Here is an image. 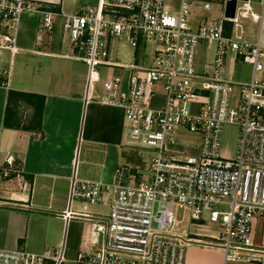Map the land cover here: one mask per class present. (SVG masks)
<instances>
[{
	"label": "built area",
	"instance_id": "built-area-1",
	"mask_svg": "<svg viewBox=\"0 0 264 264\" xmlns=\"http://www.w3.org/2000/svg\"><path fill=\"white\" fill-rule=\"evenodd\" d=\"M228 1L179 0V9L169 12L165 0H98L65 20L73 57L86 66V92L100 83L97 101L123 112V147L153 154L145 170L117 167L105 218L91 217L88 206L109 188L72 181L62 218L92 221L91 246L77 264H184L191 244L218 249L223 264H264V0L237 1L233 19L224 17ZM252 5L262 7L261 16ZM197 9L202 19L193 30ZM217 10L222 18L204 15ZM24 13L39 18L38 43L60 14L41 0H0V49H12ZM249 19L260 25L254 42L238 31ZM117 42L133 51L142 46L147 66L114 61ZM200 47L212 52L209 64L200 65ZM238 64L250 69L243 82L228 71ZM99 69L122 75L101 80ZM161 96L165 101L152 107ZM226 125L237 127L232 158L222 151ZM21 176L15 159L3 154L0 183ZM183 223L209 236L201 241L179 231ZM0 264H64V258L62 250L33 255L19 247L0 250Z\"/></svg>",
	"mask_w": 264,
	"mask_h": 264
},
{
	"label": "crops",
	"instance_id": "crops-1",
	"mask_svg": "<svg viewBox=\"0 0 264 264\" xmlns=\"http://www.w3.org/2000/svg\"><path fill=\"white\" fill-rule=\"evenodd\" d=\"M41 1L58 7L53 31L38 43L39 18L24 13L12 49H0V159L3 154L11 155L22 173L19 179L0 183V250L20 247L33 255L62 250L64 264H77L78 254L91 246L92 221L63 220L71 183L75 179L109 188L101 202L88 206L91 217L105 218L116 169L129 166L128 150L132 149L122 145V110L97 101L100 83L94 93L86 92V66L73 57L76 53H72L63 27L78 7L96 6L98 0ZM201 13L195 10L192 20ZM3 33L0 27V35ZM53 33L63 34L68 46L54 43ZM142 52V46L132 50L125 58L131 62H126L140 63ZM3 73L7 75L5 88L1 87ZM164 101L162 96L155 97L151 106ZM228 129L237 132L234 125H226ZM71 209L79 212V202L73 201ZM185 226L184 232L203 238L201 241L209 236ZM184 264H223V255L218 249L191 244Z\"/></svg>",
	"mask_w": 264,
	"mask_h": 264
},
{
	"label": "rangeland",
	"instance_id": "rangeland-1",
	"mask_svg": "<svg viewBox=\"0 0 264 264\" xmlns=\"http://www.w3.org/2000/svg\"><path fill=\"white\" fill-rule=\"evenodd\" d=\"M210 2L215 6L219 4V2L217 1H210ZM164 6L166 10L169 12L177 11L179 9V0H165ZM79 8H85V7L80 6L77 8V10ZM252 10L255 15H258V16L262 15V7L259 5H252ZM212 13H214L215 15L213 16ZM204 15L207 18H209L210 16L216 17L218 19L222 18L219 10L207 12V13H204ZM201 19H202V14L198 15L197 18L189 22L190 27L193 30H195L198 27V24L201 21ZM239 25L241 28L238 31L243 33L245 40L249 42L256 41L260 25H255L251 19L246 20V21H241L239 22ZM52 39L54 43H57V44L60 43V44H64L68 46V42L67 40L64 39L63 34L53 33ZM261 42L262 44H264V22L262 26ZM131 51L132 49L128 45H126L125 42H120V43L117 42L113 46L112 59L114 61H116L117 59L118 62L126 64L128 66L130 65L129 63L131 61L125 58L131 56L130 55ZM211 55H212V52L210 50H206L205 47H200L198 50V57L200 58V65L209 64L211 62ZM138 59H139L140 65L147 66L148 59H149L148 52H146V55L145 54L139 55ZM126 61H129V63H127ZM228 71L231 72L230 78L233 79L234 81H239V82H243L245 79H247V77L250 74L249 67H245L241 64L236 65L234 68H229ZM121 73H122L121 71L119 72L116 69H110V70L109 69H99V75H100L101 80L105 78H113V77L121 76L122 75ZM98 86L99 85H95V87H98ZM236 133L237 132H235L234 129H231V130L228 129L226 131L224 128L223 130L222 147H223V154L225 157L227 156L233 157L234 155V149H235V143H236ZM181 145H185V144L182 143ZM128 152H130L129 159H128L129 160L128 165L131 168L142 169V170L146 169L147 163L153 155L151 152H146V151H141V150H128ZM178 218L179 220L181 219V213L178 214ZM185 224L186 223L179 225L178 227L179 231H184L185 229L186 230L188 229V227L185 226ZM204 232L209 233L208 231H204ZM256 233L260 234V229H256Z\"/></svg>",
	"mask_w": 264,
	"mask_h": 264
},
{
	"label": "water",
	"instance_id": "water-1",
	"mask_svg": "<svg viewBox=\"0 0 264 264\" xmlns=\"http://www.w3.org/2000/svg\"><path fill=\"white\" fill-rule=\"evenodd\" d=\"M237 1H247V0H229L228 2H226L225 12H224V17L226 19H233L234 18L235 7H236ZM251 1L258 3L260 0H251Z\"/></svg>",
	"mask_w": 264,
	"mask_h": 264
}]
</instances>
